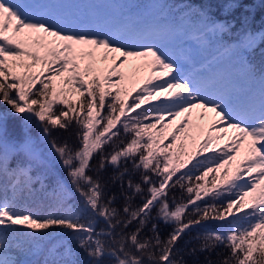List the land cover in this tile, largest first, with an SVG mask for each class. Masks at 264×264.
Here are the masks:
<instances>
[{"label": "snow or ice", "instance_id": "6c2138e0", "mask_svg": "<svg viewBox=\"0 0 264 264\" xmlns=\"http://www.w3.org/2000/svg\"><path fill=\"white\" fill-rule=\"evenodd\" d=\"M239 8L0 0V264H264V29Z\"/></svg>", "mask_w": 264, "mask_h": 264}, {"label": "trees", "instance_id": "16d2710c", "mask_svg": "<svg viewBox=\"0 0 264 264\" xmlns=\"http://www.w3.org/2000/svg\"><path fill=\"white\" fill-rule=\"evenodd\" d=\"M134 2H137V0H134ZM169 3H174L176 5H183L184 2L186 4H195V5H199L201 3H204L205 0H168ZM211 3L215 4H219L222 2V0H210ZM141 3V2H140ZM78 6H82V5H78ZM245 6L247 7V11L244 12V8ZM241 12H244L245 15L248 16L249 19V26L251 28L252 31L258 32L261 29H264V0H241V8L237 9L236 12L233 14V17L238 18L241 14ZM213 13L216 14L218 17L220 18H224V15L222 12H218L217 9L215 7H213ZM233 17H229L230 19ZM240 25L239 22H237L236 24V28H234L232 30V32L229 34V38H233L235 36H237L238 32L237 29H239ZM264 49V42H261L258 47L255 49V51L249 56V59L252 60L254 63L259 64L261 62V50ZM134 69L131 68L130 70H128L127 72L134 75L133 73ZM126 72V71H125ZM131 80V78H130ZM54 136H56L57 138H68L70 141L74 139V137L71 134V130L67 133L65 132H54L53 133ZM54 169L58 168V166L54 165L53 166ZM112 174V169L109 168L108 171L104 174L105 177L108 175ZM109 191L108 194L109 195H113V194H117L119 193V182H117L115 185H109ZM178 194V193H177ZM139 201V197L135 198V202ZM32 205V206H30ZM28 208L30 207V209H36V207H38L37 209L39 210V214H46V212L50 211V209L52 208V206L49 204V202L41 200L39 198H36L35 200H33L32 202H30L29 204L26 205ZM114 206H120V201H119V197H118V203L117 205ZM198 230H194L193 232L189 233L188 235H186L183 240L181 241V246H183L186 242L188 241H194V237L196 236ZM166 232V229L162 226V235ZM189 247H191V244L188 245ZM81 255H83L81 253ZM213 259H215V256L212 257ZM186 259H189L188 257H186ZM201 259H203V257H201Z\"/></svg>", "mask_w": 264, "mask_h": 264}, {"label": "rangeland", "instance_id": "374dc122", "mask_svg": "<svg viewBox=\"0 0 264 264\" xmlns=\"http://www.w3.org/2000/svg\"><path fill=\"white\" fill-rule=\"evenodd\" d=\"M142 63V61H140V60H132V59H130V61H129V63H128V66L126 67V68H124L123 69V71L125 72V74H126V76L130 79L131 78V80H135V79H137L139 76H142L144 73H137L136 72V67L138 66V65H140ZM131 68H133L134 69V71H133V73L135 74V76L134 75H132V74H130V73H128L127 71L128 70H130ZM206 122V121H205ZM225 139H227V137L225 138ZM221 144L223 143V141H221L220 142ZM56 166H58V165H56ZM30 206H32V205H30ZM30 208V207H29ZM38 207H36V209H30L32 212H34V213H36V214H39V210L37 209ZM51 210H53L52 208L50 209V211ZM47 213V212H46ZM41 215H42V213H41Z\"/></svg>", "mask_w": 264, "mask_h": 264}]
</instances>
